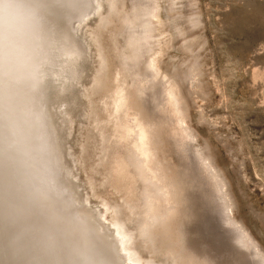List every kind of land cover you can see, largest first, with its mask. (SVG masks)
<instances>
[{"label": "rangeland", "instance_id": "1", "mask_svg": "<svg viewBox=\"0 0 264 264\" xmlns=\"http://www.w3.org/2000/svg\"><path fill=\"white\" fill-rule=\"evenodd\" d=\"M42 1L62 35L47 52H82L43 53L47 77L24 88L38 84L79 210L111 235L118 221L144 263L255 264L215 176L264 253V0H95L68 41L72 12Z\"/></svg>", "mask_w": 264, "mask_h": 264}, {"label": "clouds", "instance_id": "2", "mask_svg": "<svg viewBox=\"0 0 264 264\" xmlns=\"http://www.w3.org/2000/svg\"><path fill=\"white\" fill-rule=\"evenodd\" d=\"M35 0H0V77L46 78ZM0 245L14 264H97L91 226L66 194L41 114L24 111L0 147Z\"/></svg>", "mask_w": 264, "mask_h": 264}, {"label": "bare ground", "instance_id": "3", "mask_svg": "<svg viewBox=\"0 0 264 264\" xmlns=\"http://www.w3.org/2000/svg\"><path fill=\"white\" fill-rule=\"evenodd\" d=\"M62 1L67 6V8L70 9V11L72 12V19L73 20H72V23L69 22L71 27H69L67 29V31H66L67 35L70 36V37L69 38H67V37L64 38L65 41H68V40L71 39V37L74 39V37H73L74 36V31H75V29L73 28L74 23H77L78 21L83 19L87 14L90 13V11L92 10V6H93V3H94L95 0H62ZM47 2L45 4H47ZM35 4H36L37 10H38V20H39L40 28H41L43 34L46 37V42H45L43 48L41 49V53L42 54L43 53H45V54L48 53L47 54L48 56L53 55L55 59H56L57 56L59 57V55L60 56H64V54H65V57H66V55H68V56L74 55L75 56L77 53L79 55V53H81L82 50H80V49L76 50V49H74L75 47H72L68 51L64 52L63 55H61V51L60 52L53 51L51 53L47 52L46 48L52 47L54 45L55 41L58 38H60L62 35L58 36V35L55 34V27L54 26H55L56 23H58V19H56V23H55V21H53V19H54L53 17H55V16L51 17L53 14L51 16H49V17H51V19L53 18L51 21H49L46 18L48 12H46L47 10H45V8H46V6L48 4L45 6L44 2L42 0L41 1L40 0H35ZM58 4H59V2H58ZM58 4H56V6ZM61 7H62V5H61ZM49 8H50V6H49ZM52 8H53V6H52ZM48 10H50V9H48ZM50 12L52 13L54 11H50ZM58 12L60 13V11H58ZM58 12H56V13H58ZM54 15H56V14H54ZM58 15H56V16L58 17ZM83 22H85V21H83ZM79 25H80V23H79ZM80 30H81V28H80ZM57 32H58V30H57ZM144 32H146V31H144ZM76 42H77V40H76ZM145 51H147V50H145ZM78 55H77V57H78ZM68 56H67V58H68ZM60 58H62V57H60ZM53 63H55V62H53ZM149 64H151V61H150ZM55 65H56V63H55ZM47 66H49V65H47ZM52 67H53V65H52ZM50 68L51 67H49V69ZM55 68H56V66H55ZM152 69H153V67H151V70ZM151 73L152 72H150L149 75L146 74L145 79L147 77L151 76L152 75ZM54 78H55V76H54ZM25 84L26 83H22V82L18 81L15 78H12V77H8V78L0 77V147H2L6 141H8V142L11 141V139L13 138V127H14V125L17 122H19L21 120L24 111L31 110V111L38 112L40 114V99H38V97H37V93H38L37 91H39L38 88H37L38 84L36 85V87H28V90H25V88H24ZM40 89H41V87H40ZM40 91H43V90H40ZM167 96H168L169 100L173 104H176V106H177L176 109L178 111V114H181V109H180V106H179V99H178L177 92H176L175 88H172V87L167 88ZM43 108H44V106H43ZM43 113H46V111L44 112V109H43ZM183 116L184 115L180 116V118H181L180 120H184ZM50 123H51V121H50ZM44 124H45L46 130L48 132V135H49L52 143L54 144L56 152H57L58 151L57 150L58 143L56 145V142H57L56 140L57 139L54 140L53 137L51 136V134H52L50 132L51 125L49 126L48 118L44 120ZM59 150H60V148H59ZM57 154H58V152H57ZM58 158H59L61 174H63V164L60 161L61 157H59V154H58ZM66 173L67 172L65 171V174ZM217 177H219V178H217ZM217 177L215 176L216 185H217V188H218V192L221 194V200H222V204H223L222 205V207H223L222 210H223V214L224 215H223V219L222 220H224V222L227 221V223H229V225H234L235 226L234 229H230L228 231L229 234L234 235L235 239L238 241V245L237 246H239L241 249H244L243 252L246 253L245 255L249 256V257H252L255 264H264V253H263V250L256 243V241L252 240L249 237V235L245 233L243 228L241 226H238L237 223L235 222V220L232 217H230V212L232 211V208H233V206H232V202L233 201L231 202V198L229 197V193L225 189L226 188L225 181L218 174H217ZM62 180H63V178H62ZM66 181L63 180V182L66 185V194L75 203V198H74L73 194L70 193V191H69L70 189L68 187L69 185H67L68 183H66ZM75 205L77 207V203H75ZM80 211L83 214V216L90 223L91 231H92V237H93V241H94V247L98 251L99 255L102 257V258L101 257H97L99 255L96 256L97 253L95 251V253H96L95 256H96V258H99L98 260H100V258H101L100 261L102 262V259H103V261H104L103 264L104 263L105 264H142V263H144L142 261V259L133 250V247L131 245V242H132L131 241V235H129L127 233V231H125L123 226L118 221L114 223L115 229H113L111 227L113 230H115V232H113L114 235H111V231L112 230H109V228L106 229V227H105L104 231L102 230L103 228L101 229V226H103V224L101 223V220L99 219V217L96 215L97 213L96 214H92L91 212H87L85 210H80ZM98 213H100V212H98ZM100 218H101V215H100ZM109 226H111V225H109ZM232 228H233V226H232ZM105 229H106V231H105ZM101 262H97V264H101ZM0 264H14L13 257L11 255L10 251H8L3 245H0ZM144 264H153V263L150 262V261H146Z\"/></svg>", "mask_w": 264, "mask_h": 264}]
</instances>
